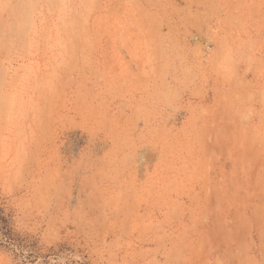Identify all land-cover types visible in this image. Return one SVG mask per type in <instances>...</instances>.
Instances as JSON below:
<instances>
[{"label":"rangeland","instance_id":"374dc122","mask_svg":"<svg viewBox=\"0 0 264 264\" xmlns=\"http://www.w3.org/2000/svg\"><path fill=\"white\" fill-rule=\"evenodd\" d=\"M0 264H264V0H0Z\"/></svg>","mask_w":264,"mask_h":264},{"label":"trees","instance_id":"16d2710c","mask_svg":"<svg viewBox=\"0 0 264 264\" xmlns=\"http://www.w3.org/2000/svg\"><path fill=\"white\" fill-rule=\"evenodd\" d=\"M0 235L7 241L12 240L11 231L8 228V220L5 216L0 215Z\"/></svg>","mask_w":264,"mask_h":264}]
</instances>
